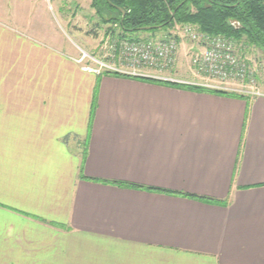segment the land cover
<instances>
[{"label": "crops", "instance_id": "crops-1", "mask_svg": "<svg viewBox=\"0 0 264 264\" xmlns=\"http://www.w3.org/2000/svg\"><path fill=\"white\" fill-rule=\"evenodd\" d=\"M3 9L0 264H264V97L86 71Z\"/></svg>", "mask_w": 264, "mask_h": 264}, {"label": "trees", "instance_id": "trees-1", "mask_svg": "<svg viewBox=\"0 0 264 264\" xmlns=\"http://www.w3.org/2000/svg\"><path fill=\"white\" fill-rule=\"evenodd\" d=\"M91 6L103 22L119 29L120 33L117 35V41L120 42L147 40L155 37L133 38L132 35L135 33L148 32L154 34L159 30L167 32L176 24H192L196 25L200 32L211 36L223 35L237 41H241L245 37L249 44L259 47L264 52V0H92ZM119 8L124 10V16ZM143 27L155 28L146 31L141 29ZM103 74L157 83L189 91L240 98L248 102L251 98L232 92L211 90L192 85L131 77L111 72H104ZM81 177L85 180L121 188L181 194L202 202L219 203L215 199L204 196L186 195L117 181L91 179L83 174Z\"/></svg>", "mask_w": 264, "mask_h": 264}, {"label": "rangeland", "instance_id": "rangeland-1", "mask_svg": "<svg viewBox=\"0 0 264 264\" xmlns=\"http://www.w3.org/2000/svg\"><path fill=\"white\" fill-rule=\"evenodd\" d=\"M91 2L92 0H0V11L7 9L12 27L19 28L18 23L24 24L23 28L28 30L27 40L31 43L55 45L58 50H74L76 61L83 67L98 69L101 66L96 60L107 61L111 44L118 40L120 31L101 20ZM165 33L162 30L154 34L139 32L132 37H159ZM229 39L233 42L235 54L247 64L249 77L251 76L242 86L234 84L230 88L235 91L242 87L248 91L259 89L264 93L260 85L264 82V52L249 44L245 37L241 41ZM180 41L178 64L181 61L183 67L181 72L176 69V75L187 80L199 79L190 74L191 60L197 47L189 40Z\"/></svg>", "mask_w": 264, "mask_h": 264}, {"label": "built area", "instance_id": "built-area-1", "mask_svg": "<svg viewBox=\"0 0 264 264\" xmlns=\"http://www.w3.org/2000/svg\"><path fill=\"white\" fill-rule=\"evenodd\" d=\"M182 39L191 41L197 47L191 60L190 74L199 79L187 80L176 75ZM110 50L107 61L96 60L101 67L96 69L84 66L83 69L96 74L111 72L211 90L234 91L250 97H264L259 89L248 91L242 87L235 91L230 88L234 84L242 86L246 79H251L247 64L235 54L231 39L223 35H207L200 32L196 25L176 24L163 36L147 40L115 41Z\"/></svg>", "mask_w": 264, "mask_h": 264}, {"label": "water", "instance_id": "water-1", "mask_svg": "<svg viewBox=\"0 0 264 264\" xmlns=\"http://www.w3.org/2000/svg\"><path fill=\"white\" fill-rule=\"evenodd\" d=\"M119 10L123 13V16L125 15V12H124V10L122 9V8H119ZM153 28H155V27H143V28H141L142 30H152Z\"/></svg>", "mask_w": 264, "mask_h": 264}]
</instances>
